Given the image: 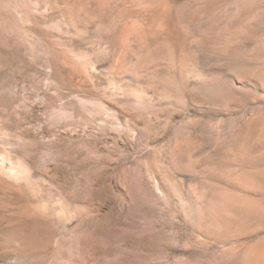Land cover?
Instances as JSON below:
<instances>
[{"label": "rangeland", "instance_id": "obj_1", "mask_svg": "<svg viewBox=\"0 0 264 264\" xmlns=\"http://www.w3.org/2000/svg\"><path fill=\"white\" fill-rule=\"evenodd\" d=\"M0 264H264V0H0Z\"/></svg>", "mask_w": 264, "mask_h": 264}]
</instances>
